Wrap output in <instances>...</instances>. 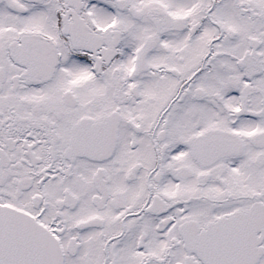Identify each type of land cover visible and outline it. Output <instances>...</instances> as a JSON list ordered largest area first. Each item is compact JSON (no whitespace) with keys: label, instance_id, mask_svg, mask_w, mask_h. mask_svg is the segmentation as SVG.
<instances>
[{"label":"snow or ice","instance_id":"1","mask_svg":"<svg viewBox=\"0 0 264 264\" xmlns=\"http://www.w3.org/2000/svg\"><path fill=\"white\" fill-rule=\"evenodd\" d=\"M0 264H264V0H0Z\"/></svg>","mask_w":264,"mask_h":264}]
</instances>
